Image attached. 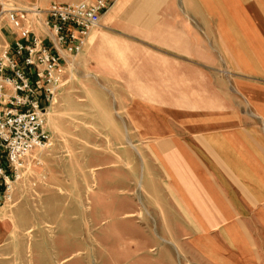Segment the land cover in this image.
Listing matches in <instances>:
<instances>
[{
  "label": "crops",
  "instance_id": "crops-1",
  "mask_svg": "<svg viewBox=\"0 0 264 264\" xmlns=\"http://www.w3.org/2000/svg\"><path fill=\"white\" fill-rule=\"evenodd\" d=\"M12 31L1 14L0 46ZM88 37L79 58L162 163L147 171L155 221L210 264H264V0H114Z\"/></svg>",
  "mask_w": 264,
  "mask_h": 264
},
{
  "label": "rangeland",
  "instance_id": "rangeland-1",
  "mask_svg": "<svg viewBox=\"0 0 264 264\" xmlns=\"http://www.w3.org/2000/svg\"><path fill=\"white\" fill-rule=\"evenodd\" d=\"M79 55L56 83H42L52 147L24 158L9 192L0 186V264H210L155 221L162 200L147 171L162 163L146 139L134 141L112 89Z\"/></svg>",
  "mask_w": 264,
  "mask_h": 264
},
{
  "label": "built area",
  "instance_id": "built-area-1",
  "mask_svg": "<svg viewBox=\"0 0 264 264\" xmlns=\"http://www.w3.org/2000/svg\"><path fill=\"white\" fill-rule=\"evenodd\" d=\"M113 1L51 4L47 9L1 7L0 16L5 13L17 30L12 31L16 37L12 43L0 46V186L5 192L11 190L12 178H18L32 150L53 145L46 127L47 109L41 104L42 100L50 103L51 92L47 87L41 92L42 83L60 79L62 63L81 52L84 38ZM30 12L45 14L40 20L45 38L32 33ZM10 196L6 195L8 200Z\"/></svg>",
  "mask_w": 264,
  "mask_h": 264
},
{
  "label": "bare ground",
  "instance_id": "bare-ground-1",
  "mask_svg": "<svg viewBox=\"0 0 264 264\" xmlns=\"http://www.w3.org/2000/svg\"><path fill=\"white\" fill-rule=\"evenodd\" d=\"M85 42H86V41H84V44H85ZM84 44H83V45H84ZM46 113H47V115H48V114H49V111H47ZM18 177H19V174H18ZM10 199H11V196H10Z\"/></svg>",
  "mask_w": 264,
  "mask_h": 264
}]
</instances>
